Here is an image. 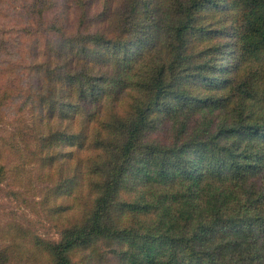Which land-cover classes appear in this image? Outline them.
<instances>
[{"label":"rangeland","instance_id":"1","mask_svg":"<svg viewBox=\"0 0 264 264\" xmlns=\"http://www.w3.org/2000/svg\"><path fill=\"white\" fill-rule=\"evenodd\" d=\"M263 3L0 0V264H46L51 243L90 224L107 182L120 167L128 170L122 147L140 109L149 111V127L130 165L150 147L167 159L194 136L193 116L198 129L207 126L203 137L224 113L263 115L264 53L252 55L249 45L262 26ZM81 78L105 86L98 107L80 108V99L69 95ZM163 79L166 87L159 88ZM240 83L250 100H243ZM178 86L199 106H175ZM219 98L225 108L215 107ZM44 102L48 108L41 110ZM148 165L147 173L159 169ZM127 179L135 193L126 188L133 197L116 198L106 224L127 240L162 233L161 222L135 205L142 190L137 174ZM115 247L102 236L73 250L72 263L126 264Z\"/></svg>","mask_w":264,"mask_h":264},{"label":"trees","instance_id":"2","mask_svg":"<svg viewBox=\"0 0 264 264\" xmlns=\"http://www.w3.org/2000/svg\"><path fill=\"white\" fill-rule=\"evenodd\" d=\"M261 16L262 26L250 39L252 55L264 53V14ZM187 26L179 28V38ZM71 49L68 47L69 52ZM201 81L211 83L207 78ZM57 82L60 84L61 80ZM239 86L247 93L243 100H250L249 88L244 83ZM158 87H166L164 79L158 82ZM181 87L172 91L175 106H199ZM71 88L69 95L80 99V108L89 104L98 107L106 97L105 86L91 83L89 79L81 78ZM161 98L160 93L155 103L159 105ZM215 102V99L212 103L206 102L203 108ZM225 102L219 98L215 107L225 108ZM40 107L41 110L48 108L45 102ZM149 118V111H138L127 128L122 147L121 155L128 170L120 167L113 180L107 182L90 224L72 230L59 243L50 244L46 264H73V250L88 246L102 236L116 243L115 251H120V258L126 264H264V114L252 113L251 117L237 119L224 113L222 120L208 125L211 133L203 137V128L207 126L198 129L193 116L190 122L192 127L196 126L194 136L190 141L183 138L182 145H176L167 159L160 157L159 149L151 153L150 147L130 165L129 158L140 150ZM151 162L159 164V169H148L147 173ZM133 168L136 173L130 171ZM133 174H137L142 187L135 197L138 200L135 205L143 207L144 216L159 220L163 231L160 234L150 231L149 236L140 234L138 240H127L122 233L114 232L106 220L116 210V198L133 197L130 193H135L133 183L129 185L132 180L127 179ZM174 197L180 198L184 205L173 200Z\"/></svg>","mask_w":264,"mask_h":264}]
</instances>
